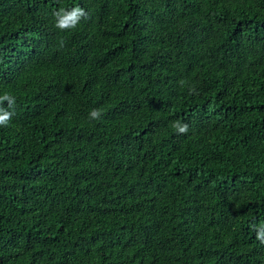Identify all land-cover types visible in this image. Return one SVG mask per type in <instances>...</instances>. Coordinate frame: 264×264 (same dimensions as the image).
<instances>
[{
  "label": "trees",
  "instance_id": "1",
  "mask_svg": "<svg viewBox=\"0 0 264 264\" xmlns=\"http://www.w3.org/2000/svg\"><path fill=\"white\" fill-rule=\"evenodd\" d=\"M2 117L0 264H264V0H0Z\"/></svg>",
  "mask_w": 264,
  "mask_h": 264
},
{
  "label": "clouds",
  "instance_id": "2",
  "mask_svg": "<svg viewBox=\"0 0 264 264\" xmlns=\"http://www.w3.org/2000/svg\"><path fill=\"white\" fill-rule=\"evenodd\" d=\"M57 26L60 27V28H64V27H66L67 25L61 21V22L58 23ZM92 115H93V116H96V113L93 112ZM3 119H7V117H2V118H0V120H3ZM180 130L183 131V129H180Z\"/></svg>",
  "mask_w": 264,
  "mask_h": 264
}]
</instances>
